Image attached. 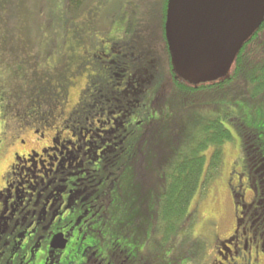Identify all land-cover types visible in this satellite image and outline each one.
<instances>
[{
    "label": "flooded vegetation",
    "instance_id": "obj_1",
    "mask_svg": "<svg viewBox=\"0 0 264 264\" xmlns=\"http://www.w3.org/2000/svg\"><path fill=\"white\" fill-rule=\"evenodd\" d=\"M162 40L164 45L163 34ZM150 45L135 48L121 42L104 50L107 58L120 51L118 60L111 69L97 64L99 85L90 91L93 99L83 109V103L73 104L61 117L60 127L53 126L51 113L58 102L65 107L68 99H41L38 113L17 108L21 119L14 122L15 130L10 127L0 135V154L6 139L26 147L13 151L12 162L1 176L0 264H264L263 121L251 126L249 138L239 133L236 148L241 156L225 181L230 215H207L195 231L190 228V211L172 235L158 238L157 232L169 229L166 221H157L154 211L143 249L122 241L102 248L101 241L89 235L122 175V162L117 158L125 150L117 151L128 135L127 123L155 96L150 89L153 74L135 62L152 54L147 49ZM128 48L133 51L129 53ZM158 51L155 48V56ZM110 97L116 98L114 103L107 102ZM49 129L52 135L45 136ZM63 131L71 137H63ZM110 153L116 154L110 157ZM108 158L113 165L106 163ZM186 235L191 240L204 238L200 260H192L182 248Z\"/></svg>",
    "mask_w": 264,
    "mask_h": 264
},
{
    "label": "rangeland",
    "instance_id": "obj_2",
    "mask_svg": "<svg viewBox=\"0 0 264 264\" xmlns=\"http://www.w3.org/2000/svg\"><path fill=\"white\" fill-rule=\"evenodd\" d=\"M64 3L65 0H0V135L8 133L10 127L16 128L17 120L21 119L17 118L18 107L23 113H38L44 98L68 99L65 107L58 102L51 113L53 126L60 127L61 117L67 115L73 104H85L93 99L90 91L99 85L97 64L111 69L120 51L119 54L108 51L107 58L104 50H112L121 42L135 48L151 43L147 49L152 54L135 59L140 66L154 57L155 48L159 49L162 53L158 58L159 69L150 89L156 91L159 83L168 82L165 69L168 57L161 27L163 0H86L73 14L67 12ZM166 90L162 102L153 107L152 99L146 101L147 105L141 111L137 109L127 123L128 135L120 161H128V165L111 200L102 205L101 216L94 220L89 232L93 241H101L102 248L116 241L139 249L145 247L152 226L151 216L156 210L158 195L164 190V167L194 123L206 117L220 116L233 140L222 145L224 159L218 179L205 186V190L200 184L194 193L187 211L193 212L190 228L200 230L207 215L215 218L230 215L226 210L225 181L232 164L241 156L236 148L241 138L224 112L231 110L245 126L264 123V97L248 102L243 97L209 96L183 103L174 100L169 86ZM115 99L110 97L107 102L114 103ZM44 133L51 136L53 132L49 129ZM62 133L63 137H71L70 132ZM143 137L147 141L139 150L136 146ZM8 142L6 139L1 148L0 181L12 162L13 151L26 148ZM135 150L144 154L140 170L134 164L139 158L137 152L134 155ZM186 236L181 242L182 248L188 250L192 260H200L205 252L204 238L191 240V235Z\"/></svg>",
    "mask_w": 264,
    "mask_h": 264
},
{
    "label": "trees",
    "instance_id": "obj_3",
    "mask_svg": "<svg viewBox=\"0 0 264 264\" xmlns=\"http://www.w3.org/2000/svg\"><path fill=\"white\" fill-rule=\"evenodd\" d=\"M85 1L86 0H65L64 5L67 8V12L73 14L81 8ZM167 2L168 0H163L161 27L165 54L168 57L165 68L168 73V82L159 83L156 91L153 90L155 92V96L152 99L153 102H151L153 107L157 106L158 103L166 98L167 86L173 91L174 100L183 103H186L188 99L195 101L196 99L204 97L209 98V96L229 97V99L243 97L247 99L248 102H255L264 97V21L237 52L226 76L212 82L195 85L182 79V77L176 73L175 69H173L174 66L164 27ZM160 54L162 53L158 51L157 56L154 55V58L151 57L146 60L144 64H141V66L139 64L137 67H144V70L147 69L149 74H153L155 77L156 70L159 69L158 58ZM142 57H147V55L138 58ZM149 74H145L144 78H147ZM223 105L226 104L224 103ZM129 108L130 106H128L127 109ZM78 111L81 110L78 109ZM121 112L120 114L122 116L126 114L124 108H122ZM234 115L231 113V110H226L224 112V117H228V119L232 121L235 129L249 138V135L252 134V132H250L252 127L245 126L240 116ZM220 118L221 117L217 115L196 121L191 132L189 131V133L179 141L176 152H174L171 160L164 167V190L158 195L155 215H157L158 222L161 219L166 221V227L169 230L167 232V230L163 231L162 229L157 232L156 235L158 238L162 236L166 238L172 235L178 228V224L183 220L184 214L189 210V204L200 184L204 188L203 190H205V186L211 185L218 179L220 175L219 171H221L223 167L222 160L224 159L222 145L227 141L233 140L231 131L223 124ZM119 119L121 120V117ZM146 141L147 140L143 137L141 143H138L136 148L140 150L143 147L142 143H146ZM122 146L123 147L117 152H123L125 150L123 144ZM116 153H110L109 156L113 157ZM135 154L139 156V158H137L134 164L137 170H140L144 164V154L136 150L134 151V155ZM121 157L123 156L120 155L117 159L120 161ZM121 162L120 168L124 170L125 165H128V161L126 162L124 160ZM106 163L109 165L114 164L111 162L110 158L106 160ZM202 175L203 180L201 181Z\"/></svg>",
    "mask_w": 264,
    "mask_h": 264
},
{
    "label": "water",
    "instance_id": "obj_4",
    "mask_svg": "<svg viewBox=\"0 0 264 264\" xmlns=\"http://www.w3.org/2000/svg\"><path fill=\"white\" fill-rule=\"evenodd\" d=\"M166 6L173 69L195 85L226 76L264 21V0H168Z\"/></svg>",
    "mask_w": 264,
    "mask_h": 264
}]
</instances>
